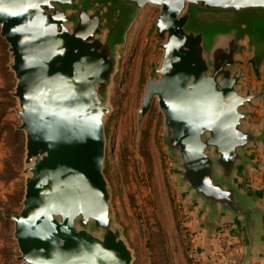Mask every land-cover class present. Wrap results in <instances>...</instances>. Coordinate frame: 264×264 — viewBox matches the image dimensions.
Segmentation results:
<instances>
[{"label":"water","instance_id":"1","mask_svg":"<svg viewBox=\"0 0 264 264\" xmlns=\"http://www.w3.org/2000/svg\"><path fill=\"white\" fill-rule=\"evenodd\" d=\"M111 0H0V34L11 52L13 94L26 134L25 192L14 222L21 264H133L115 224L104 173L105 115L119 47L141 9L161 7L159 64L138 108V127L155 99L177 181L199 210L207 237L223 230L243 241L239 264L264 254L263 192L243 174L264 152V120L249 117L264 100L238 65L248 54L264 73V0H124L136 9L123 31L109 24ZM118 31H120L118 33Z\"/></svg>","mask_w":264,"mask_h":264},{"label":"rangeland","instance_id":"2","mask_svg":"<svg viewBox=\"0 0 264 264\" xmlns=\"http://www.w3.org/2000/svg\"><path fill=\"white\" fill-rule=\"evenodd\" d=\"M108 6V15L121 12L117 21L109 19L120 31L136 16L135 7L124 0H111ZM160 10L147 3L118 49V68L108 98L111 107L105 115L104 173L115 224L133 249V264H198L204 260L198 248L207 236L199 210L178 184L177 158L164 142V114L156 99L140 129L137 121L151 65L162 59L159 43L165 36H158L155 23ZM11 60L9 43L0 34V264H21L14 222L3 212L21 209L26 177V134L17 127L21 119Z\"/></svg>","mask_w":264,"mask_h":264},{"label":"crops","instance_id":"3","mask_svg":"<svg viewBox=\"0 0 264 264\" xmlns=\"http://www.w3.org/2000/svg\"><path fill=\"white\" fill-rule=\"evenodd\" d=\"M249 55L244 54L242 56V62L238 65V67H242L244 71H247V76L245 80L249 81L252 87L260 84L264 80V73L261 76H257L254 74L252 64L248 62ZM263 67H261V72L263 71ZM262 105V106H261ZM264 120V100L260 99L257 101V106L253 108V113L249 117V122L252 124H261ZM249 152L253 154L254 159L260 162V167L250 166L248 171L243 174V178H245L250 184L254 186V188L258 189L259 191L263 192L262 200L264 202V176L262 173V168L264 166V152L262 151V147L260 145L255 146L251 145L249 148ZM225 227L231 228L232 222L231 221H224ZM238 239V238H237ZM240 240V239H238ZM213 240L209 237L206 238L205 242L200 244L201 246L198 248V252L204 257L202 261L203 264H210V259L206 252L210 253L209 245ZM241 241V240H240ZM204 243V244H203ZM240 251H237L235 254V258L237 260L236 264H239L241 259L243 258V241H241ZM251 264H264V254H261L257 258H255Z\"/></svg>","mask_w":264,"mask_h":264},{"label":"built area","instance_id":"4","mask_svg":"<svg viewBox=\"0 0 264 264\" xmlns=\"http://www.w3.org/2000/svg\"><path fill=\"white\" fill-rule=\"evenodd\" d=\"M264 176V166L262 168ZM213 240L209 245L210 264H236L235 253L240 251L241 241L233 237L226 227L217 234L209 237ZM197 249V248H196ZM198 264H203L199 259Z\"/></svg>","mask_w":264,"mask_h":264}]
</instances>
